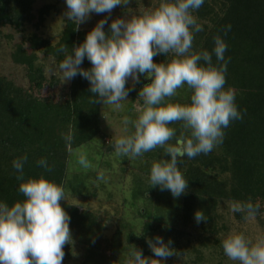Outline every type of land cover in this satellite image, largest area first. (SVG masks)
Masks as SVG:
<instances>
[{
    "label": "trees",
    "instance_id": "trees-1",
    "mask_svg": "<svg viewBox=\"0 0 264 264\" xmlns=\"http://www.w3.org/2000/svg\"><path fill=\"white\" fill-rule=\"evenodd\" d=\"M34 4L35 0H0V45L4 40L8 44L12 40V36L4 35L2 29L10 28L19 32L28 25L37 32L44 25L45 17L51 11L56 13L54 6L44 5L35 14ZM123 14L120 12L110 18L109 23L117 17L123 19ZM193 15L204 27V31L195 36L194 50L211 51L213 38L217 35L228 45L225 53L228 61L225 87L235 90L236 104L243 119L233 121L224 130L223 143L212 152L193 159L184 157L178 164L179 170L188 180V186L179 197H173L167 190L163 191L166 195L162 196L157 207L159 211L163 208L169 213L173 212L179 220L178 224L164 226L159 221L153 223L147 219V210L139 209L138 218L143 219L141 229L138 233L132 229L126 230L125 246L121 248V254L118 257L116 253L105 257L110 264H124L133 247L141 250L144 257L148 258L152 252L146 240H154L156 236L163 238L166 243L171 240L174 255L170 258L178 259L185 255L184 264H204L209 250L210 256L215 252L219 258H227L221 247L223 239L220 238L221 231L227 230V227H219L222 219L219 210L229 207L233 201L259 204L255 220L263 224L264 0H205L204 5ZM64 25L55 43L32 34L22 38L20 43L12 44L10 58L14 65L23 68L27 88L0 75V201L9 205L24 198L17 190L19 182L12 168L14 158L28 155V163L24 168L25 179L43 175L65 190L71 152L91 144L97 138L104 141L106 137L100 128V103L91 102L94 94L89 91V82L76 76L65 86V96L59 100L53 94L59 79L47 76L45 66L41 63L42 60L52 59L58 66L64 58V54L58 50L63 46L70 51L82 43L87 32L93 28L80 29L78 26L77 29L66 20ZM226 25H231V30L225 35L223 29ZM104 30L107 32L108 27ZM153 59L155 63H161L167 58L159 55ZM213 63H216L215 57ZM81 67L88 69L91 64L85 59ZM147 83L150 80L141 76L139 83L134 82L133 86L126 84L129 90L127 98L138 104L140 109L143 101L138 92ZM45 88L49 93L44 97L42 92ZM182 90L183 104L188 102L190 93L186 87ZM170 126L177 130L176 139L182 133L186 134L179 122ZM113 142L107 140L102 143L103 153L110 155L114 152ZM170 143H175V140ZM42 157L48 160L52 169L50 172L36 166V161ZM167 158L161 148L137 157V161L143 160L145 164L139 167L141 175L131 174L133 200L149 202L152 199L154 187L149 185L150 168L154 162ZM155 188L158 190L159 187ZM60 204L65 210L64 200ZM196 210L203 211L206 220L195 222ZM77 216L78 213L70 214V229H78L79 233H83L81 229L86 231L89 217L85 218L88 219L86 221L76 223L74 218ZM233 218L236 224L248 221L239 213L233 214ZM183 240L186 244L180 245Z\"/></svg>",
    "mask_w": 264,
    "mask_h": 264
},
{
    "label": "clouds",
    "instance_id": "clouds-1",
    "mask_svg": "<svg viewBox=\"0 0 264 264\" xmlns=\"http://www.w3.org/2000/svg\"><path fill=\"white\" fill-rule=\"evenodd\" d=\"M64 17L78 29L92 14H110L113 9L127 6L130 0H64ZM205 0H161L152 11L131 19L109 18L99 20L85 35L82 43L70 51L61 47L64 54L57 68L62 82L80 76L89 82L94 94L92 103L123 109L129 90V80L139 83L144 76L150 83L143 85L138 96L143 101L135 119L123 116L122 134L115 139V154L137 158L157 148L163 149L167 159L154 162L149 171L150 187L169 191L179 197L188 186V180L178 164L187 157L193 159L207 155L223 143L225 129L233 121L243 119L236 104V92L226 85L228 61L226 41L217 35L211 51L194 50L196 34L204 27L193 15ZM66 25H62L64 27ZM108 31L105 32V27ZM231 25L223 29L225 35ZM163 55L164 62L155 63L154 57ZM215 57L216 63H213ZM87 59L91 67L81 65ZM190 93L188 102L173 103L178 90ZM179 122L184 133L179 139L177 130L170 125ZM175 140V143H170ZM78 164L84 169L92 167L86 154L81 153ZM28 155L13 159L12 168L19 182L18 192L24 197L9 205L0 201V264H63L64 247L74 243L70 231L71 218L60 201L66 200L61 185L43 175L25 179L24 168ZM36 166L50 172L46 158ZM105 179L103 172L97 180ZM260 209L251 201L230 203L229 211L253 220ZM195 222L206 220L201 210L194 213ZM146 243L153 256L144 257L133 247L124 264H162L174 255L172 241L167 243L156 236ZM224 255L234 264H264V236L255 241L241 232L229 234L221 242Z\"/></svg>",
    "mask_w": 264,
    "mask_h": 264
},
{
    "label": "rangeland",
    "instance_id": "rangeland-1",
    "mask_svg": "<svg viewBox=\"0 0 264 264\" xmlns=\"http://www.w3.org/2000/svg\"><path fill=\"white\" fill-rule=\"evenodd\" d=\"M160 2L161 0H130L127 6L121 5L113 9L110 17L108 14H92L87 22L80 24L79 27L80 29L92 28L99 20L110 19L120 12L124 13L123 19H131L132 16H140L145 12L154 10L159 6ZM44 5L54 6L56 13L51 11L52 13L45 17L44 25L37 32L28 25L19 32L10 28L2 29L4 35L12 36V40L9 44L4 40L2 45H0V75L5 76L23 88L28 87L27 78L23 68L14 65L10 58L12 44L20 43L22 38H28L32 34L50 39L52 43H55L59 39L63 29L62 25H64L66 20L64 17V12L66 11L64 0H35L34 13L36 14L37 10ZM42 61L46 75L49 77L55 76L59 79V84L53 89V94L60 100L65 96V86H68L71 81H61V75L54 60L46 59ZM127 84L133 86L134 82L129 80ZM182 89L178 90L177 96L171 98V102H182L184 92ZM181 90L182 92L180 93ZM48 93L45 88L42 96L45 97ZM122 103L123 109L121 111H114L112 106L100 104V128L101 132L106 136L104 141L97 138L91 144L71 152L65 188V211L69 216L70 214L78 213L77 218H74L76 223L88 220L85 219L86 217H89L90 222L87 226L86 223L84 224L86 231H83L84 228L81 229L85 234L79 233L78 229H70L74 243L64 247L63 264H110L105 257H110L114 253L118 257L121 254V248L125 246L126 230L132 229L133 232L138 233L141 229L143 219L138 218L137 212L139 209L142 211L144 209L147 210L149 214L147 219L153 223L159 221L164 226H176L178 224L179 220L173 212L170 211L169 213L163 208L159 211L157 208L162 196L166 195L163 192L166 190L162 191L160 188L157 190L154 187L152 191L153 197L149 202L142 199L133 200V175L131 176V174L141 175L139 167L145 164L143 160L139 162L137 158L117 156L115 151L107 155L101 150L103 142L107 140L115 141L122 134L121 120L123 116L127 115L135 119L139 113V105L128 98L127 101ZM81 153L87 155L92 165L91 168L84 169L78 164V157ZM100 172L104 174L105 179L103 181L97 180V175ZM74 210L75 212H73ZM219 213L220 217H222L219 221V227H227V230L221 231V239H225L233 232H241L253 241L264 236V215L262 216V225L255 219L248 220L243 224H236L229 207L220 208ZM128 225L133 227L129 228ZM191 241L194 243V240ZM185 244L186 241L183 240L180 245ZM210 251H207L205 255L204 264H234L228 258H219L215 252L210 256ZM170 257L163 261L162 264H184L186 261L185 255L178 257V259ZM148 258L158 259L153 256V253Z\"/></svg>",
    "mask_w": 264,
    "mask_h": 264
}]
</instances>
